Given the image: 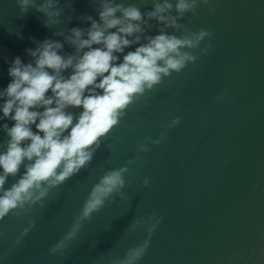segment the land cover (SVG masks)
I'll return each mask as SVG.
<instances>
[{
    "label": "water",
    "instance_id": "1",
    "mask_svg": "<svg viewBox=\"0 0 264 264\" xmlns=\"http://www.w3.org/2000/svg\"><path fill=\"white\" fill-rule=\"evenodd\" d=\"M124 2L142 11L153 6L152 0ZM210 5L213 10L199 5L180 21L212 32L201 43L211 45L207 54L131 105L91 164L54 189L44 207L0 220V264H111L146 239L149 247L138 264H264V0ZM61 6L60 23L46 27L34 8L23 14L17 0H0V89L11 79L12 58L28 62L27 48L46 38L64 42L54 33L86 28L88 15L98 19L92 0H71L70 6L62 0ZM152 23L149 35L157 31ZM64 50L73 51L66 42ZM176 116L181 123L167 129L165 140L147 142ZM5 121L13 123L5 118L0 124ZM7 139L0 128V150ZM142 141L149 151H137ZM125 165L129 199L106 202L62 253H51L100 176ZM152 214L162 219L149 237ZM31 220L34 226L13 246Z\"/></svg>",
    "mask_w": 264,
    "mask_h": 264
},
{
    "label": "clouds",
    "instance_id": "2",
    "mask_svg": "<svg viewBox=\"0 0 264 264\" xmlns=\"http://www.w3.org/2000/svg\"><path fill=\"white\" fill-rule=\"evenodd\" d=\"M63 2L71 4V0ZM17 3L23 14L30 8L43 14L46 27L59 24L64 11L62 0ZM152 4L151 9L142 11L124 0H92L98 19L88 15L86 28L73 26L67 34L62 30L54 33L64 37L72 52L64 50V42L46 38L25 50L31 57L28 62L19 55L12 58L8 67L11 79L0 89V121H13L11 126L6 121L0 124L8 137L0 150V220L31 212L37 204L44 207L54 189L91 164L131 105L142 101L165 77L207 54L211 45L201 47V43L211 38L212 32L206 28L193 31L180 21L186 14H196L199 5L213 10L210 0H152ZM152 21L157 31L149 35ZM180 123L181 117H173L161 125L164 131L158 138L145 139L159 145L167 138V129ZM148 143H138L137 151H149ZM139 159L137 156L128 164ZM128 171L125 165L100 176L71 229L49 250L51 253H62L83 222L106 202L116 196L129 199L123 191ZM10 177L15 179L9 185ZM142 183L147 186L150 178L145 177ZM160 219L149 216L155 221L148 226L149 237ZM34 224L35 220L29 221L13 246L20 244ZM148 247L146 239L111 264H138Z\"/></svg>",
    "mask_w": 264,
    "mask_h": 264
}]
</instances>
